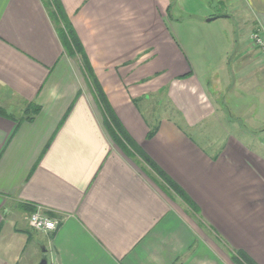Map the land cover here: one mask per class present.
<instances>
[{
	"label": "crops",
	"instance_id": "1",
	"mask_svg": "<svg viewBox=\"0 0 264 264\" xmlns=\"http://www.w3.org/2000/svg\"><path fill=\"white\" fill-rule=\"evenodd\" d=\"M230 1L250 30L218 45L217 101L169 25L172 0H0V108L41 107L0 115V264H31L38 246L57 264H264V60L250 43L264 0ZM54 2L138 150L106 131ZM21 204L58 228L32 229Z\"/></svg>",
	"mask_w": 264,
	"mask_h": 264
},
{
	"label": "rangeland",
	"instance_id": "2",
	"mask_svg": "<svg viewBox=\"0 0 264 264\" xmlns=\"http://www.w3.org/2000/svg\"><path fill=\"white\" fill-rule=\"evenodd\" d=\"M172 3L169 25L177 34L178 41L184 45L190 61L196 62L194 67H197L201 73H205L203 80L207 89L218 101V45H235L236 37L248 34L250 23L246 9L241 4L223 7L218 5V0H172ZM218 10L231 17H220L203 23L202 20L206 15L210 13L218 15ZM226 33L229 35L228 38L225 36ZM73 60L79 63L78 59ZM206 61L211 62L210 68H206ZM44 249V247H37V253L31 264L40 263Z\"/></svg>",
	"mask_w": 264,
	"mask_h": 264
},
{
	"label": "trees",
	"instance_id": "3",
	"mask_svg": "<svg viewBox=\"0 0 264 264\" xmlns=\"http://www.w3.org/2000/svg\"><path fill=\"white\" fill-rule=\"evenodd\" d=\"M54 11L52 12V15L54 19L56 20L57 24H59V33L62 38V41L64 43V48L68 54H70L72 57H79L81 60L83 67L88 74L91 82L94 85L95 88V94L98 98L100 104L102 105L105 117H104V126L106 131L108 132L110 138L114 143H116L119 147L124 148L125 143L130 144L132 147H134L136 150L137 147L133 140L130 138L128 133L126 132L123 124L115 114L113 108L111 107L107 96L100 85L98 78L94 72V69L91 65V62L85 52L84 46L74 29L73 25L69 20H67L66 15L64 14V11L61 9V6L54 2ZM41 107L35 103H31L29 107L24 112V115L21 118H15L12 114H9L7 110L0 108V115L14 118L18 121L20 124L22 121H33L35 117L40 113ZM59 129V128H58ZM157 129L154 128L150 132V137L153 136L156 133ZM51 143V142H50ZM50 143L48 144L47 148L49 147ZM46 148V149H47ZM140 151V150H139ZM141 153V152H140ZM144 155L143 153H141ZM145 156V155H144ZM150 161V160H149ZM155 169H158L157 166L150 161L149 162ZM159 173L161 174V177L173 188L176 190V192L189 204H192L188 196L183 192L182 189H180L171 179H169L161 170H159ZM21 207L24 209V211L32 213L37 210L36 206L27 205V204H21ZM240 260H238V264H256L247 254L243 252L238 253Z\"/></svg>",
	"mask_w": 264,
	"mask_h": 264
},
{
	"label": "built area",
	"instance_id": "4",
	"mask_svg": "<svg viewBox=\"0 0 264 264\" xmlns=\"http://www.w3.org/2000/svg\"><path fill=\"white\" fill-rule=\"evenodd\" d=\"M250 43L251 45L256 48L261 57L264 60V29L259 27L250 35ZM29 226L39 232H49L54 231L58 228L60 221L56 218H53L49 214H47L42 208L37 207V210L30 213L26 217ZM53 225V227H49V225ZM48 264H57L55 262L48 263Z\"/></svg>",
	"mask_w": 264,
	"mask_h": 264
},
{
	"label": "water",
	"instance_id": "5",
	"mask_svg": "<svg viewBox=\"0 0 264 264\" xmlns=\"http://www.w3.org/2000/svg\"><path fill=\"white\" fill-rule=\"evenodd\" d=\"M220 17V16H219ZM49 262H48V258L47 257H44V258H42V260L40 261V263L39 264H48Z\"/></svg>",
	"mask_w": 264,
	"mask_h": 264
},
{
	"label": "clouds",
	"instance_id": "6",
	"mask_svg": "<svg viewBox=\"0 0 264 264\" xmlns=\"http://www.w3.org/2000/svg\"><path fill=\"white\" fill-rule=\"evenodd\" d=\"M49 227H53V225L50 224Z\"/></svg>",
	"mask_w": 264,
	"mask_h": 264
}]
</instances>
